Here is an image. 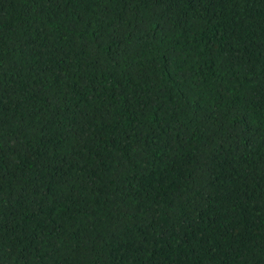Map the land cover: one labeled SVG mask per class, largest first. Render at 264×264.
<instances>
[{"label": "trees", "instance_id": "trees-1", "mask_svg": "<svg viewBox=\"0 0 264 264\" xmlns=\"http://www.w3.org/2000/svg\"><path fill=\"white\" fill-rule=\"evenodd\" d=\"M0 264H264V0H0Z\"/></svg>", "mask_w": 264, "mask_h": 264}]
</instances>
